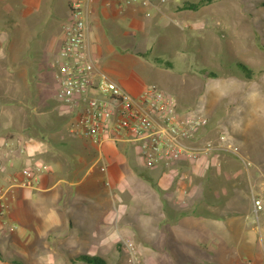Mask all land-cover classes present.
Returning <instances> with one entry per match:
<instances>
[{
    "label": "crops",
    "instance_id": "obj_1",
    "mask_svg": "<svg viewBox=\"0 0 264 264\" xmlns=\"http://www.w3.org/2000/svg\"><path fill=\"white\" fill-rule=\"evenodd\" d=\"M107 1L96 0L92 5L87 45L102 72L138 95L142 78L135 68L155 80L166 68L139 59L148 57L149 51L135 52L125 45L132 44L135 32H144L147 17L164 13L160 3L165 0L122 11ZM69 2L0 0V187L9 189L22 180V168L43 169L36 187L13 188L11 211L0 217V231L11 224L17 237L30 241L38 236L46 242L50 238L53 245L68 236L79 238V256L66 253L68 260H79V264H85L82 255L101 256L108 262L99 247L118 244L121 249L128 241L156 246L151 251L166 262L175 256L204 262L207 259L201 256L207 252L214 256L217 248L227 250L223 245L253 244L260 232L253 199L261 180L255 158L243 149L248 147L244 140L251 129L264 136V119L245 123L233 135L235 142L211 117L194 144L202 151L198 159L152 168L146 167L132 142L97 144L72 132L68 128L74 120L72 112L53 104L57 96L54 63L64 38ZM149 7L152 11L143 12ZM186 11L175 9L173 14ZM180 109L186 108L182 104ZM49 113L62 118L63 125L52 126ZM261 122L263 126L258 127ZM9 140H20L24 149L7 145ZM260 147L264 149V143ZM134 178L158 188V199L150 196L144 205L137 201V192L129 191L126 184ZM156 211V218H151ZM64 216L69 217L70 227ZM171 241L183 242L187 248L172 258L159 249ZM86 248L90 250L85 252ZM0 251L6 256L1 242Z\"/></svg>",
    "mask_w": 264,
    "mask_h": 264
},
{
    "label": "rangeland",
    "instance_id": "obj_2",
    "mask_svg": "<svg viewBox=\"0 0 264 264\" xmlns=\"http://www.w3.org/2000/svg\"><path fill=\"white\" fill-rule=\"evenodd\" d=\"M184 1L199 0L162 1L160 9L164 13L158 11L155 16L147 17L144 32H135L132 44L125 45L135 52L149 51L148 57L142 59L140 56L139 59L147 64L166 68L156 80L151 76L143 77L142 70L135 68V74L142 78L140 93L148 86L163 88L177 98L179 108L182 104L186 108L180 110L201 112L208 119L212 117L216 121L214 124L226 131L229 139L237 142L233 135L245 123L251 122L253 125L254 121L264 119V0H216L197 11H186L188 14H173L180 5L173 6L172 2L181 4ZM153 3L152 5L158 4L157 0ZM152 7L142 10L150 12ZM153 55L161 57L162 61L157 63ZM165 61H172L174 66L169 68ZM237 61L254 70L252 78H246L241 73L236 65ZM53 104L59 109L65 107L57 96ZM46 110L50 111V108ZM49 116L52 126L63 125L62 118L51 113ZM72 122H69V129ZM261 124L263 123H259L258 127H262ZM244 141L248 147L243 150L249 152L257 162L256 169L261 183H258L256 193L264 200V149L260 147L264 143V136L251 129ZM126 184L129 191L137 192V201L142 200L143 205L147 204L148 197L158 199L160 195L158 188L138 178L129 180ZM12 194L13 191H10L6 197L7 213L11 211ZM139 212L135 213L136 216L140 215ZM157 212L151 218H156ZM64 218H67V225L70 227L69 217ZM256 223L259 224L260 232L253 244L238 247L223 245L227 250L217 248L214 256L208 252L200 255L202 259H207L204 262L194 261L193 257H181L179 260L180 256L166 262L151 251L152 248L157 250L156 246L142 247L133 241L128 242H132L137 248L141 264H264V210ZM17 227L20 228L21 225ZM15 229L10 224L4 225L0 231L1 247L6 255L0 259V264H79V260L70 261V257L66 255L70 253L74 257L79 256L82 251L79 238L68 236L61 244L53 245L49 244L50 238L46 242L45 238L38 239V236L30 241L26 237H17ZM75 230H79V227ZM39 241L43 244L38 243ZM119 243L122 244L121 239ZM120 248L118 249V244L99 247L101 253L107 255L109 264H133L127 246L122 244ZM184 248H187L185 243L174 241L159 247L172 258L179 249ZM210 248L216 250L215 247ZM89 250L86 248L85 252ZM197 252L195 251L196 254Z\"/></svg>",
    "mask_w": 264,
    "mask_h": 264
},
{
    "label": "built area",
    "instance_id": "obj_3",
    "mask_svg": "<svg viewBox=\"0 0 264 264\" xmlns=\"http://www.w3.org/2000/svg\"><path fill=\"white\" fill-rule=\"evenodd\" d=\"M95 1L70 0L62 46L54 63L56 95L72 112V132L97 144L132 142L146 167L198 159L202 151L194 144L208 124L207 115L180 110L172 93L154 85L133 95L97 67L87 45ZM153 1L108 0L107 4H114L122 11L137 5L147 7ZM13 144L24 149L20 140L7 141V145ZM42 171L40 166L25 168L22 180L9 189L0 187V217L7 210L8 193L14 187H36ZM253 200L255 219L258 220L264 210V200L258 195ZM126 246L132 263L141 264L135 245L127 242Z\"/></svg>",
    "mask_w": 264,
    "mask_h": 264
},
{
    "label": "trees",
    "instance_id": "obj_4",
    "mask_svg": "<svg viewBox=\"0 0 264 264\" xmlns=\"http://www.w3.org/2000/svg\"><path fill=\"white\" fill-rule=\"evenodd\" d=\"M216 0H199L197 2H191V1H184L182 5L178 7V10H192L197 11L201 7L208 5ZM154 60L158 63L162 61L161 57H154ZM169 68H172L174 66L172 61H165L164 62ZM237 67L240 69L241 73L246 78H252L254 75V70L250 69L246 64H244L241 61L236 62ZM4 258L1 251H0V259ZM80 259L85 264H109L103 257L101 256H90V255H82L80 256Z\"/></svg>",
    "mask_w": 264,
    "mask_h": 264
}]
</instances>
